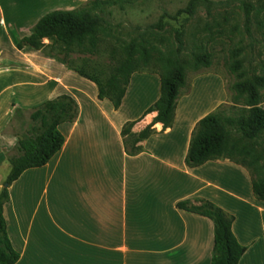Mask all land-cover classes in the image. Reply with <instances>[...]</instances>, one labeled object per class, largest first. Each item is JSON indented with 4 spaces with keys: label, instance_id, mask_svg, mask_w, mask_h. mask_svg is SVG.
<instances>
[{
    "label": "crops",
    "instance_id": "0c3cea01",
    "mask_svg": "<svg viewBox=\"0 0 264 264\" xmlns=\"http://www.w3.org/2000/svg\"><path fill=\"white\" fill-rule=\"evenodd\" d=\"M9 27L0 0V190L1 171L11 169L8 154L17 143L15 110L31 109L62 93L75 97L79 106L77 119L60 125L65 135L60 151L47 164L25 170L9 187L4 216L20 253L15 264H211L214 221L177 206L187 199L195 204L210 200L234 215L233 231L246 247L238 264H264V200L255 196L248 169L230 159L196 167L186 163L197 122L222 98L206 108V99L193 100L197 85L192 84L190 94L178 98L173 126L164 129L157 122L156 132L139 143L140 152L129 154L122 128L137 121L132 131L138 133L153 121L157 112L145 111L160 97V75L133 73L115 108L98 97L97 83L80 73L93 74L96 67L104 80L108 63L89 57L78 63L74 57L95 54L105 40L93 47L73 44L72 56L62 62L42 50L19 49ZM5 41L11 52L4 49ZM239 178L252 188L248 196L238 192ZM19 182L22 201L14 203ZM240 207L261 214L258 232L248 220L241 227Z\"/></svg>",
    "mask_w": 264,
    "mask_h": 264
},
{
    "label": "trees",
    "instance_id": "16d2710c",
    "mask_svg": "<svg viewBox=\"0 0 264 264\" xmlns=\"http://www.w3.org/2000/svg\"><path fill=\"white\" fill-rule=\"evenodd\" d=\"M201 1L191 0L181 12L192 15ZM113 4L112 0H92L72 9L51 10L38 19L30 34L17 38L16 45L19 49L31 47L45 50L51 57L66 62L72 56L73 44L93 47L104 38L103 33L109 36L107 34L110 22L107 14H111L108 7ZM141 38L139 41L137 38L132 39L121 50L112 42L104 80L100 77L101 69L94 67L93 74L84 69L80 70V73L97 83L98 97L109 99L115 108L122 104L133 73L148 71L160 74V97L145 111V115L157 112L153 121L138 133L132 131L137 121H128L122 128L129 154L140 152L142 147L139 143L156 132L154 126L157 122H161L164 129L173 126L181 88L187 84L186 62L178 55L165 53L153 62L146 38ZM209 64L208 54L194 55L195 69L202 65L207 67ZM263 85L264 77L261 76L237 82L235 87L239 92H250L248 112L239 116H227L223 110L217 109L202 117L192 132L186 156L189 167L200 166L216 159H230L246 167L252 178L253 192L260 200H264V173L255 176L252 167L253 162H258V159L253 157L254 161L248 162L245 158L235 157L234 153L240 152L248 157L251 153L244 152L248 148L249 152L255 145H260L264 150V109L256 105L258 86ZM78 114V102L68 93L47 99L31 109L15 110L12 117L15 123L12 126L17 135V143L13 152L8 154L11 169L6 184L0 190V264H15L20 258V253L10 241L4 216V206L10 199V185L25 170L47 164L60 151L65 143V135L60 130V125L75 121ZM244 139L250 140L249 145L241 146ZM177 206L210 217L214 221L211 264L239 263L246 247L239 242L233 231L234 215L206 199H200L199 204L187 199L178 202Z\"/></svg>",
    "mask_w": 264,
    "mask_h": 264
},
{
    "label": "rangeland",
    "instance_id": "374dc122",
    "mask_svg": "<svg viewBox=\"0 0 264 264\" xmlns=\"http://www.w3.org/2000/svg\"><path fill=\"white\" fill-rule=\"evenodd\" d=\"M88 1L92 0H1V6L10 23V32L17 40L21 34L19 30L28 34V28L47 12L76 8ZM112 1L114 4L108 7L111 14H107L110 22L109 36L103 33L104 38L101 39L106 43L100 45L93 55L79 52L74 56L76 62L82 63L89 57L101 65L109 64L112 42L121 50L132 39L137 38L139 41L143 36L153 62L164 53L178 55L186 62L187 84L181 88L180 99L190 94L192 84L196 83L193 100L206 99V108H212L220 98L223 100L210 112L219 109L227 116L248 112L250 92L247 90L241 93L235 85L246 78L264 77V0H202L192 15L181 12L191 0ZM46 42L49 43L48 40ZM4 49L7 53L11 52L7 41L4 42ZM195 54H208L209 66L202 65L195 69ZM209 75L215 78H208ZM211 79L213 82L216 79V84L211 83ZM256 103L264 109V85L258 86ZM243 141L241 146L249 145V139ZM248 149L244 152L251 153L248 157L240 152H235L234 156L245 158L248 162L254 161L253 157L257 158L258 162H253L252 167L255 176H259L264 173V150L260 145L253 146L249 152ZM9 172V166L1 171L4 185ZM224 184L235 188L230 180L224 179ZM238 184L240 194L248 196V191H252L241 178ZM21 201L22 182H19L13 192V202ZM239 210L241 227L244 228L248 220L252 223L249 227L258 232L261 223L258 210L250 207H240Z\"/></svg>",
    "mask_w": 264,
    "mask_h": 264
}]
</instances>
